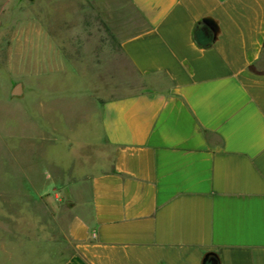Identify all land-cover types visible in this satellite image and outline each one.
I'll list each match as a JSON object with an SVG mask.
<instances>
[{
    "label": "crops",
    "instance_id": "obj_1",
    "mask_svg": "<svg viewBox=\"0 0 264 264\" xmlns=\"http://www.w3.org/2000/svg\"><path fill=\"white\" fill-rule=\"evenodd\" d=\"M105 20L141 86L97 110L109 160L63 264H264V0H117Z\"/></svg>",
    "mask_w": 264,
    "mask_h": 264
},
{
    "label": "rangeland",
    "instance_id": "obj_2",
    "mask_svg": "<svg viewBox=\"0 0 264 264\" xmlns=\"http://www.w3.org/2000/svg\"><path fill=\"white\" fill-rule=\"evenodd\" d=\"M116 1L0 0V264L75 252L67 223L109 160L97 110L141 86L106 25Z\"/></svg>",
    "mask_w": 264,
    "mask_h": 264
},
{
    "label": "water",
    "instance_id": "obj_3",
    "mask_svg": "<svg viewBox=\"0 0 264 264\" xmlns=\"http://www.w3.org/2000/svg\"><path fill=\"white\" fill-rule=\"evenodd\" d=\"M13 95H20L21 93V85L17 84L12 90ZM211 264H217L215 261H212Z\"/></svg>",
    "mask_w": 264,
    "mask_h": 264
}]
</instances>
